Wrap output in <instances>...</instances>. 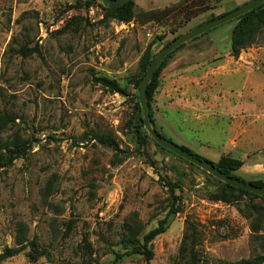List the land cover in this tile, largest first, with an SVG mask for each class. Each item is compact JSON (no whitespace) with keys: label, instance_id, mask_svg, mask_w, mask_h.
I'll list each match as a JSON object with an SVG mask.
<instances>
[{"label":"rangeland","instance_id":"1","mask_svg":"<svg viewBox=\"0 0 264 264\" xmlns=\"http://www.w3.org/2000/svg\"><path fill=\"white\" fill-rule=\"evenodd\" d=\"M84 1L0 0V147L23 146L0 168V254L19 247L20 229L25 245L0 264H146L141 255H124L132 247L124 242L126 224L140 228L141 240L162 221L149 263L175 264L186 220L196 229L203 264L264 256V201L212 200L220 181L158 147L134 110V81L148 47L156 55L250 0H221L213 9L212 0L202 6L177 0L181 7L154 21L140 11L165 4L134 0L129 23L103 19L101 0L77 5ZM234 25H220L166 57L149 110L164 138L214 164L239 160L234 176L264 182V29L232 57ZM23 46L39 54L22 57ZM100 77L115 80L125 95L102 87ZM93 134L112 138L120 151ZM249 200L256 209L244 207ZM31 242L45 254L35 261L27 255Z\"/></svg>","mask_w":264,"mask_h":264},{"label":"trees","instance_id":"2","mask_svg":"<svg viewBox=\"0 0 264 264\" xmlns=\"http://www.w3.org/2000/svg\"><path fill=\"white\" fill-rule=\"evenodd\" d=\"M94 1L95 0H86L83 3H78L77 5H79V6L85 5L86 7H90ZM220 1L221 0H212L211 1L212 5H210V7H208V8L213 9L215 4L219 3ZM202 4H203V0H200V5L202 6ZM181 5H183V2H182V4H180V3L175 4L169 8H165L162 10L161 9H157L156 11H154V10H150V11L142 10V11H140V14L143 16H146V17L149 16V19L151 21H154L155 19L156 20L159 19L156 17L158 14H160L161 17H166L165 13H167V11L170 8L181 7ZM193 7L194 8H201V7H197V5L194 6V3H193ZM71 8H73V7L72 6L66 7L64 10V13L71 10ZM134 9H135L134 0H129L125 4H123L119 7H116V8H104L103 19L112 18V19H115L121 23H129L134 18ZM190 14L191 13L188 12V13H186L185 16H188ZM221 15H223V14H221ZM74 20H75V18L72 17L69 22H72ZM234 21H235V25L233 26V28L231 30V36H230V52H231L232 57H237L242 50L250 47L252 44H254L256 42L257 37L259 35V32L264 29V3L262 5L256 7L255 9L247 12L246 14L240 16L239 18H237ZM68 27H69V24L66 23L59 30V32H65V30H67ZM204 34H206V33H204ZM203 35H201V36H203ZM180 46H183V44ZM180 46L177 47L175 50H178L180 48ZM174 51H172V52H174ZM19 53L22 57H27V56L34 54V53L39 54V51L35 47L28 49L27 47L23 46L20 48ZM171 53L167 57H169L171 55ZM154 57H155V54H153L151 49L148 47L144 51V53L140 59V77L134 81V87L135 88L138 89L139 82H140L141 78L143 77V75L145 74L147 67L150 65V63ZM163 64H164V60L160 63V65L158 66V68L154 72L151 80L149 81V83L146 87V100H147L148 106H149V101H150L151 97L153 96V94H154V92L158 86L159 73L163 67ZM96 81L98 83H100V85L102 87H104V88H106V89H108L114 93H119L121 95H125L124 89H122L120 84L117 83L115 80L108 79L107 77H100V78H97ZM134 98H135L134 110H135V114L136 113L139 114L138 120H139V126L141 127V126H143V121H142V118L140 117L142 115V113L140 110L137 94L134 96ZM149 115H150L151 122H152V112L150 110H149ZM92 138L94 140H96L97 142L103 144V145H107V146L111 147L115 151H120L117 144H115L113 139L110 137L102 136V135H98V134H93ZM156 145L158 147H160L162 150H164L165 152H167L168 154H170L172 156H176L175 154L163 149L158 144H156ZM22 147H23L22 143H20L19 141L18 142L13 141L10 143L3 144L0 147V168L6 167V166L12 164V162L18 158L19 152L22 150ZM180 147L183 148L188 153H191L194 156H196L200 159H203L200 156L193 153L188 148H186L184 146H180ZM10 148H12V149H10ZM3 151L5 153H8V154L5 155L3 153ZM185 162H187V161H185ZM188 164H190V163H188ZM190 165H192V164H190ZM213 165L216 168H218L222 173H224L230 177L236 178V179L243 181V182L251 183V184L258 186V187L264 186V182H262V181H251V182L249 181L248 182V181H244V180L233 175V172L238 170L242 166V162L239 160L222 157L218 163H216V164L213 163ZM243 196H245V197L249 196L252 199L264 201V196H257V195H254L252 193L246 192L242 189L231 187V186L224 184L222 182H220L219 191L214 193L211 196V199L214 201H218V202H223V203H227V204L232 203V204L237 205L243 201ZM245 202H246V205H244V207H247L249 209V211L252 209L253 210L256 209V206L253 205V203L250 202V200L245 201ZM237 211L242 215L244 214V211L241 210L240 208H237ZM173 212L174 211H171V213H173ZM259 219H260V217L258 215L256 217V219L253 220L250 224V231L253 234L257 233L259 228H260ZM165 223H166V221L160 222V224L158 225L157 228H155V229L149 231L148 233L144 234L142 236L141 240L137 238V236L140 234V228L137 225L133 226L131 224H126L127 237L125 238L124 242L127 244H131L132 247L130 250L125 252L124 255H126V256L141 255L144 257L145 263L150 264L149 261L152 260L153 253H152L149 245H150L151 241L157 235L161 234L165 230ZM18 233L20 234V236H23V230L22 229H20L18 231ZM20 236L18 235L16 237V244L19 247L17 249H11V248L4 249V251L0 254V262L4 259L11 258V257L15 256L16 254H18L22 250V247H24L25 245H23V241L20 239ZM198 245H199V241L197 238L196 229L189 220H186V228H185V232L183 234V237H182V240L180 243L178 256H177L175 264H203L201 261L200 253L198 251H196V247ZM26 246H29V248H30L27 255L31 261H35L38 256L45 255L44 252L39 251L36 248L35 244L32 242L28 243V245H26ZM114 264H115V262H114ZM231 264H264V256L256 257V258L250 260L249 262L241 261L239 263H231Z\"/></svg>","mask_w":264,"mask_h":264},{"label":"water","instance_id":"3","mask_svg":"<svg viewBox=\"0 0 264 264\" xmlns=\"http://www.w3.org/2000/svg\"><path fill=\"white\" fill-rule=\"evenodd\" d=\"M129 0H101L102 5L105 8H116L123 4H125ZM264 0H250L247 3L219 16L214 19H211L190 31L183 33L176 38H174L170 43L164 46L161 51H159L155 57L152 59L150 65L147 67L145 74L141 78L138 89L137 96L138 102L140 106V110L142 113V121L143 127L153 139V141L161 146L163 149L175 154L179 158L187 161L188 163L200 168L205 171L207 174L216 178L220 182L227 184L234 188L242 189L246 192L252 193L257 196H264V186L258 187L251 183L240 181L236 178L230 177L224 173H222L218 168H216L212 162L200 159L194 156L191 153H188L183 148L173 143L172 141L164 138L160 133L155 129L151 122V118L149 115V106L146 100V87L151 80L154 72L160 65V63L177 47L182 44L187 43L188 41L203 35L204 33L223 25L227 22H231L239 18L240 16L246 14L247 12L255 9L256 7L262 5Z\"/></svg>","mask_w":264,"mask_h":264},{"label":"crops","instance_id":"4","mask_svg":"<svg viewBox=\"0 0 264 264\" xmlns=\"http://www.w3.org/2000/svg\"><path fill=\"white\" fill-rule=\"evenodd\" d=\"M176 1H177V0H143L144 3L149 4V3H152V2H153V3H157V4H159L160 6H162L161 4L164 3L165 5H163V7H157V8H160V9H163V8L169 6L170 3H171L172 5H174V3H175ZM175 4H176V3H175ZM150 10H152V9H150ZM144 11H148V10H144Z\"/></svg>","mask_w":264,"mask_h":264}]
</instances>
